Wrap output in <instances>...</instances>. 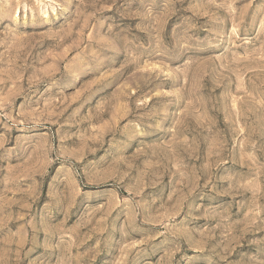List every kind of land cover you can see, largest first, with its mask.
I'll return each mask as SVG.
<instances>
[{"label": "rangeland", "instance_id": "374dc122", "mask_svg": "<svg viewBox=\"0 0 264 264\" xmlns=\"http://www.w3.org/2000/svg\"><path fill=\"white\" fill-rule=\"evenodd\" d=\"M0 264H264V0H0Z\"/></svg>", "mask_w": 264, "mask_h": 264}]
</instances>
